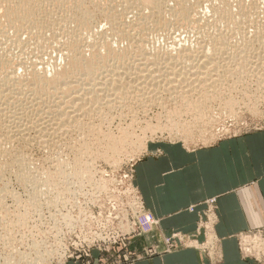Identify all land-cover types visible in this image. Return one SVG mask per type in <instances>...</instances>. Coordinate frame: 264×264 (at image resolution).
Returning <instances> with one entry per match:
<instances>
[{
	"label": "rangeland",
	"instance_id": "1",
	"mask_svg": "<svg viewBox=\"0 0 264 264\" xmlns=\"http://www.w3.org/2000/svg\"><path fill=\"white\" fill-rule=\"evenodd\" d=\"M177 1L179 2V0H176L175 2L174 0H170L169 1L171 3L170 6L172 5L176 6L178 4ZM229 1L228 3L230 5L232 4L231 8L233 10H236L235 12H237L240 9V6L247 7L248 5V7L250 6L253 7L255 3L257 8L256 10H254V12L256 11L255 12L256 14L253 11L251 12L252 15H254V17L251 15V19L252 18L254 19L247 21L248 23L238 21L239 24H237L235 27L231 26L232 29H230V32L232 31L231 33L232 35H230L229 34L230 32L228 33L227 30L228 28H231V27H229L228 24L226 23L227 25L224 28L223 25L225 23L223 22L222 23L223 25L221 24L222 19H217V17L214 15V11H211L210 0H191V1L189 0L188 1L189 4H191V6L193 5L192 11L195 9L194 12L196 15L205 17V18L203 17L204 18L203 20L206 21V23L203 21L205 25L202 28H200L199 31L197 30L198 27L195 28L193 26H192L193 29L189 27L190 29L186 28L187 30L185 28H182L184 29L182 30L180 29L181 27L177 29L178 27L175 26L176 27L175 28L174 26H172L174 28L170 27V29H172L171 31L169 29L167 31L168 33L164 32L166 34L161 33L162 35L161 34L157 35L156 36L157 38L155 37L156 40L153 39L151 42L147 44L148 45L147 49L148 48L150 49V50L148 49L149 50L148 53L151 52L150 54H155V52L161 51L160 53L157 52V54L159 55L161 54L162 56H165L167 55L165 53V50H167L168 54L170 52L171 54H176L177 52L182 51L183 47L189 48L191 45L192 47L189 50H192L194 48L197 51L200 46L199 50L202 53L204 52V50H206L207 46L209 47L208 48L209 51L211 50V48L213 49V47H215L214 42L213 44L212 42L209 44V41L200 42L199 38L203 36L199 32H202L204 36L210 35V34H211L210 36H213L215 33L222 32L218 30H222L224 28L223 32L225 33L227 31V33L225 34L227 36L228 35L232 36L233 38H235L239 32L242 33V30L244 31V28L246 29L245 31L246 33L244 32L243 35L245 34L247 36H250L252 34L250 37L255 36V34L257 35L259 33L261 34L264 33V9H263L264 0H229ZM87 7L92 9L91 5H87ZM146 9L147 8H145L144 11L149 10V9L147 10ZM168 11L169 10L165 11L167 17L171 15L170 11L169 12ZM95 13L96 14H95L94 20H97V21L95 22L94 20H92V23L93 24L97 23L98 25L100 24L99 29L100 30L103 29L101 31H110V29H108L109 24L107 23V21L105 22V18L100 13H97V12ZM168 13H170V15H168ZM132 14L133 15L130 14V16L128 17L129 19L128 21L134 18V13ZM77 24L78 23L75 21L70 22V24L68 23L67 28L72 29V30L74 28L76 29ZM238 25L240 26V29L237 28ZM101 26L103 27L100 28ZM220 27L222 29H220ZM235 30L236 32L237 30L238 31L240 30L237 34H234L236 36L233 35V32H235ZM258 30L259 31L262 30V31L258 32ZM12 32L10 31V34ZM207 32L208 33L212 32L213 35L212 33L208 34ZM240 33L238 34L240 42L239 40L238 42L235 41L236 47L234 46V43H233L234 41H232L233 38L231 37L229 38L233 44L230 41L228 42L229 43L228 46L229 48H232L234 46L233 51L236 49H240L243 46V41L242 39H240V35L242 34ZM24 35H25L24 38L26 41H28L27 39H29L27 46H25L24 44H21L22 47L24 46L25 48L21 47V49H19V46L21 45L19 44L16 45L17 42L14 40L13 33H12V36H10V40L8 39L7 41L6 39L7 42L5 40L0 39V42L2 41V44L0 45H2V47L8 46L10 50L13 49V51H11V53L13 54L12 56L13 57L17 56L16 57L17 59L15 58L14 59L17 61L21 60L23 63L26 62L25 65L27 66L29 65L27 64V61L30 62L29 60L32 59L31 56L34 57L36 51H33L35 50L33 49L35 47V45L33 47V43H34L33 40L29 38V35L27 33ZM198 35L200 36L198 37ZM4 41L6 43V46H4L5 45ZM24 41L23 43L26 42ZM178 43L179 44L181 43L182 45L181 44L179 45ZM124 44L125 43H123L122 45V43H120L121 46H124ZM199 44H201L204 47H202ZM208 44L213 47H210ZM239 45H241V47ZM171 47L173 48L172 50L170 49ZM175 47L177 48V50L180 48L179 51L175 50L176 49ZM194 49L192 50L194 55H197V56L202 55L199 51H197V54H196L195 53L196 51ZM19 51L20 53H18ZM174 51H177V52L175 53ZM49 53H50L49 55L47 53L46 55L43 54V57L45 60L43 61L45 63L44 67L50 71L55 68L54 66L55 61L57 63L59 61L62 63L64 62V60L61 59V57H59L60 54L57 51L53 52V50L51 49L49 50ZM162 53H164L165 55H163ZM196 58H197V61H201V62L203 61L202 57H201L202 59L200 57H196ZM144 59H143L144 60L143 62H149L147 61L149 59H146V58ZM140 60L134 59V62L140 63L142 62ZM179 62L180 64L181 63L183 64L181 60ZM22 70L23 68L20 70V72H22ZM250 75L251 74H248V75L245 74L243 76L242 74V77H240L242 80L241 81L242 83L238 82L239 84H241L240 86L237 85L235 82H231L232 84L234 83L233 86L232 85L228 87L226 86L224 87L225 89L222 88V90H220L219 92L220 94L215 93L214 88H211V87L204 88L203 91L205 93L212 92L213 90V92L210 93V95L213 96L215 93L217 95H214V97L215 96L217 97L213 99L214 97L211 96L212 101H209V102H212V103L208 102L207 103L208 105L206 107L204 106L205 109L207 108L206 109L207 111L203 109V112H201L203 113L201 114V117L203 115L204 116L200 119V121H199L200 117L198 118V116H200V114L198 115L197 113L198 111H195V113H197L195 114L193 112L195 109L194 108H193L194 110L191 109L192 106H190L189 108L191 111L189 110V113H188L189 115H187L186 114L187 109H184V107L180 105L182 103L178 102L179 101L177 100L178 91L181 90L182 87L178 88L179 89L178 91H174L173 89L170 91L169 90L170 88H169L168 93L166 90L167 88H164L162 91L163 92L165 91L166 94L165 92L164 93L162 92L164 95L160 93L158 96L159 98H156L157 96L155 97L153 96L152 99L154 98V101L152 104H151L152 99L151 100L148 99L149 101L145 99L148 104L147 103L146 104L144 103V104L146 106L149 105L147 106V109L144 104L142 105V103H140L142 106L136 103V106L140 105L139 108L134 105H131L134 107L127 106L125 107V109L119 106L117 108L114 107V109L112 108V112L110 113L111 117L109 116V120L107 119L108 121L106 120L103 122V120L101 119L102 117L100 118V116H97L99 118L92 119L91 120L92 125L96 127L97 126L99 127V125H101L102 127L101 132L103 131V133H100L101 135L95 132L91 134L89 133L90 134L89 135V134L83 133L82 129H80L81 131L79 129L75 131L73 130L69 131L70 129H68V132H67V129H66L67 124H66V127H62L64 129L62 132L63 133L65 132V133L64 134L60 133L61 134L59 136L60 138L59 137L53 138V136H51L52 137L51 139V137L45 136L43 137V139H45L43 140L44 143L39 142L40 146H38L39 145L38 141H40V139H35V138H32L34 140H32L30 143H24V141L16 139V141H18V142L15 141L16 147H15V144L14 146H11L10 143L9 144L4 143L3 146L1 145L0 146L1 148H5L8 145L12 149L11 151V149L7 146L12 153L11 156L21 154V151H22V154L24 152V158L26 159V162L28 161L31 162L30 163L31 166L29 165L30 169L23 168L24 170L22 169L19 171L18 169L20 168L17 169L16 167H12L11 165H8V164L6 165L3 164V166L1 165L2 169H0V171L2 173L4 172L5 176L3 175L4 178L2 177V179H0L1 180L0 181V197L2 198L4 197L5 199L3 198L0 204V218L2 219V220L0 219V223H1L0 225V228H1L0 229V264H126V263L135 261L138 257H141L143 255L145 256L150 255V252H152L153 250V247H152L153 245H148V244H151L149 243L150 237L152 236V234H155L156 229L160 227V222L157 219V217L147 208V206L145 205L144 199L139 189L137 188V185L135 183L136 163L145 155L152 154L153 152L160 154L164 150H166L168 147H170L171 145L174 146V144H176L178 147L184 146L188 148H194L197 146H209V145H213L217 143V141L224 139V138L236 136L239 134H247L250 132L264 131V90H263L264 87H260L261 89H259L258 86L254 84L256 82L257 75H254V76L251 75V78L254 77L253 79L250 78ZM201 76H198L197 78ZM191 77H194V76H191ZM232 88L233 90L237 89L236 92L235 90L233 91ZM175 90H177V88ZM182 90H186V87L183 88ZM221 92H223V94ZM227 92L230 94L233 93V96H230V94H226ZM169 93L172 94L171 95L172 97L170 96ZM229 96L235 98V100L232 101V103L228 101L230 99ZM171 98H174L173 101L175 103L171 100ZM156 99H159V100H156ZM160 99L162 102L160 101ZM167 99H169V101H167ZM156 101H157V104H156ZM236 101L238 102L236 103ZM159 102L161 103L159 104ZM229 103L231 104V108H230ZM233 103L235 104L232 107ZM116 104L117 103L115 102V105ZM226 105H228L229 107ZM105 106H102L103 110L102 109L101 110L108 112L109 109L107 106L106 107ZM224 106L227 107V110ZM101 110L99 112L100 114L102 112ZM133 110H135L136 112L135 111L133 112ZM178 110L180 111V113L185 112L183 116L181 114L182 117L179 115L180 113ZM129 111H132V112H129ZM169 111H171L172 113L171 112L169 113ZM190 112H192L191 113L192 115L190 114ZM173 113L178 114L177 116L175 115L176 119L174 118L176 122H174V120L172 119L169 120L170 119L169 115L171 114L174 116ZM195 115L196 116L198 115V116L195 117ZM179 117L181 120L178 119ZM171 122L172 124H170ZM175 123H177V125ZM191 123H193L194 125L192 126ZM174 124L176 126H174ZM181 124H183L182 125L183 128ZM185 124H186V127H185ZM121 127L122 129H125L127 127L130 133L132 132L133 134L135 133V137H133V139L131 140L132 143L129 142V144L124 148V150L120 151L121 153L118 152L119 154L118 153L116 154L115 152L113 153L112 151H109V153L111 152L109 154L108 152L105 151L107 150L106 149L107 144H105L106 141L105 139L104 140L102 139L105 138V135L108 134V132L110 134L114 132L113 135L114 134L120 135L122 132L120 131L122 130L120 129ZM48 138L49 140H47ZM134 139L136 140V142ZM46 140L49 141L50 143L49 142L45 143ZM86 142H88L87 144L91 146L92 149L91 148L90 149L92 150V152L91 151L87 152L86 146L84 147ZM41 144H44V146ZM53 145L55 146V148ZM81 148L83 150H81ZM103 151L106 152L105 153L106 155H110V156L105 157ZM16 152L17 154H15ZM78 156H83V158H88V160L89 158H91L90 161L92 162L93 166L90 169L86 170V169L78 168V171H83L85 173H87L86 171H89L88 177L79 176L76 178L73 176V173H71L73 171L72 162L74 158ZM8 162L10 163V161ZM61 165L62 167H64L63 168L64 171L66 170L67 172L66 171L65 172L69 174L70 176L66 174L65 177L66 176L67 177L61 178L62 180L58 179L57 184L56 182L54 184L47 183L46 181L48 179L47 177L54 176L55 173L58 172L60 168H62V167L59 168V166ZM11 167H12V170H11ZM22 173L23 175L29 176V178L32 177L31 179L35 181V183L31 180L30 182L27 181L28 183L27 184L25 180L19 179L17 177V174H22ZM43 174L46 176L48 174V176L47 177L45 176L42 181L40 180L39 182H36L37 181L36 178L42 179V178H39L38 176H43ZM2 181L4 182L2 183ZM5 183L6 184L9 183L8 185L10 186L8 187L7 185V187L9 188L11 193L14 192L15 199H14L13 193L12 194L9 193L6 195L4 193V190L3 191L1 190V188L3 189V186L6 187ZM58 190L60 192H58ZM10 194H11V197H10ZM37 195H38L37 200L33 201V199H36ZM16 196L19 197V199H16ZM38 199H40V201ZM192 206L194 209H191ZM192 206H189L188 209L192 211L196 210L197 207L194 205ZM20 211H21V214H20ZM26 212L27 213L29 212L27 216L28 219L26 218L25 220L26 224L24 223L25 221H23L24 219L21 222H19L17 219L18 214L22 215L23 213H25L26 215L27 214ZM146 213H152L154 216L153 217L154 222H152V220L150 219L151 226L145 224L144 217L141 215V214H146ZM3 219H5L6 222ZM11 220L13 222H11ZM10 223L13 224L12 227ZM215 223H216V205H214L213 208H211V212H210L209 205L206 203V208L202 211V214L200 216V220L198 223V227L195 233H184L181 231H177V232H173L169 236L167 234H162L161 236L160 234L159 237L162 239V243L164 242V244L166 245V249L174 250L176 248L187 246V248H194L196 250H200L201 252L206 253L208 257L211 258V260H217L220 255V252H219L220 244H219V238L217 237L215 233ZM149 227L153 229L152 230L151 228L148 229ZM242 232L236 235L239 250L241 252V256L244 259L253 261V264H264V245H262V242L258 240L253 241L254 243L256 242V245H259L256 247L252 241L247 240V238H245V235L243 234L239 235ZM5 235L7 237H5ZM167 239L169 240L172 239V241L168 243ZM143 245L147 246V248H144L141 251V247ZM33 247L35 248L33 249ZM40 247L43 249H41ZM155 247L156 249H158V246H155ZM245 250L246 251L249 250L250 254L248 253L246 254ZM23 252H24V255H23ZM11 253L12 254L14 253L13 254L14 258L12 259H11V255H12ZM9 258L11 259V262L7 263ZM36 259L38 261H35Z\"/></svg>",
	"mask_w": 264,
	"mask_h": 264
},
{
	"label": "bare ground",
	"instance_id": "2",
	"mask_svg": "<svg viewBox=\"0 0 264 264\" xmlns=\"http://www.w3.org/2000/svg\"><path fill=\"white\" fill-rule=\"evenodd\" d=\"M169 1L170 0H0V39L5 41L7 39L8 41V39L10 40V36H12L13 33L14 40L17 42L16 45L24 44L25 46H27L29 39H27L28 38L27 36L26 39L28 41H26L24 38L25 36L24 34L27 33L29 35V38L34 42L33 47L34 45L35 47L33 49L35 50L33 51H36L35 55L33 54L34 57L31 56L32 59H30L31 57L29 58L30 62L27 61V64L29 65L26 66L25 61H24L25 63H23L21 60L19 61L15 60L17 59L16 58L17 56L16 57L12 56L13 54L11 53V51H13V49L10 50V48L6 46L5 41H4L5 45L4 44L3 45L6 47H2V45H0V131H1L0 146L1 145L3 146L4 143L5 144L10 143L11 146H14V144L18 142L16 141V139L22 140L24 141V143H30L32 140H34L32 138H35V139H40L38 143L39 142L44 143L43 140L45 139H43V137L45 136L46 137L53 136V138L55 137L58 138L61 135L60 133H63L62 131L64 129L62 127H66V124H67L66 127L67 132L68 129H70L69 131L82 129V132L86 134L89 133L91 134L93 132L97 134L103 133V131L101 132L102 129L101 125H99V127L92 125V121H91L92 119L99 118L97 116H100V118L102 117L101 119L103 120V122L106 121L107 119L109 120V116L110 113L112 112V108L114 109V107L117 108L120 106L121 108L125 109V107L127 106L128 107L131 105L136 106V103L138 104L142 103V105L144 103L146 104L147 103L146 100L148 99L151 100L153 96L154 97L157 96L156 98H159L158 97L159 94L160 93L163 94L165 92L162 91L164 88H167L166 90L168 93L169 90L171 91L173 89L174 91H178L179 90L178 88L182 87L181 90L178 91V95L176 94L177 92L175 93L178 96V99L177 98L176 99L179 100L178 102L182 103L180 105H182L184 109H187L186 111L187 115H189L188 113L190 110L189 108L190 106H192L191 109L193 108L195 109V110L193 109L194 111L192 110L194 113L195 111H198L197 113L198 115L200 114V116L198 115L197 116L198 118L200 117L199 118L200 121V119L204 116L203 115L201 117V114H203L201 112H203V109H205V107L208 105L207 103L209 101H212L211 100L212 95H210V93H212L213 90L212 92L205 93L203 91L204 88H208V87L214 88L215 89L214 92L220 94L219 92L220 90H222V88L231 85L233 86L234 83L232 84L231 82H235L237 85L240 86L241 84H239L238 82L242 81L240 78L242 77V74L243 76L245 74L246 75L251 74L253 76L257 75V79L254 84H256L259 89H261L260 87H264V33L262 34L259 33L257 35L255 34V36L250 37L252 34L250 36H247L245 34L243 35V33L246 31L245 28L244 31L242 30V33L239 32L240 30L239 31L237 30V32L235 30V32H233V35L237 34L238 32L242 34L240 35V39H242L243 41V46L241 47L242 44L239 45L241 48L236 49L234 51L233 48L234 46L236 47L235 41L238 42L239 40V36H238L239 33L237 34L238 37L234 35L236 36L235 37L236 40L232 36L229 35L227 36L225 34L227 33V31L228 33L230 32V29H232L231 26L235 27L237 24H239L238 21L248 23L247 21L254 19V18L251 19V15H252L251 12L252 11L254 12V10H256L257 8L255 3L253 7L252 6L248 7V5L247 7L240 6V9L237 12H235L236 10H233L231 8L232 4L231 5L229 4L230 3L229 0H228L229 3L227 0H219V1L215 0L216 2L210 0L211 11H214V15L217 17V19H222V21L221 20L220 21L221 24L223 22L225 23L224 25L222 24L224 28L227 24L229 27H231L228 28V30L225 33L223 32L224 29L223 26H222L223 29L220 27V29L222 30H218L222 32H218V31H217L218 33L214 32L215 33L214 35L212 32H210L212 33L213 36H210L211 34L208 32L207 33L210 35H205V36L202 34V32H199L203 36L199 38L200 42L209 41V44L211 42L213 44L214 42L215 47L210 46L208 44L210 47H213V49L211 48L212 51L210 50L211 52L208 49L209 47L206 45L207 46V47L205 46L206 50H204V52L202 53L199 50L200 49L199 46V49L197 51H199L202 55L200 56L194 55L192 51L194 48L192 50H189L192 47L191 45L189 48L183 47L182 51H179L180 48L177 50L176 48L177 46H176L175 50L179 51V52L174 51L175 53L177 52L176 54H171V52L168 54L167 50H165V53L167 55L162 53L165 56H162L161 54L160 55L157 54L158 51L155 52V54H150L151 52L148 53L150 49L149 48H148L149 50L147 49L148 46L147 44L151 42L153 39H155L157 35H160L161 33L166 34L164 32H167L170 29V27L176 26L178 27L177 29H179L180 27H181L180 29L182 28L190 29L189 27H191V29H193L192 28L193 26L195 28L198 27L199 29L197 28V30L199 31L200 28H202L205 25L204 22L206 23V21L203 20L205 18L204 16L196 15L194 12L195 9L192 11L193 5L191 6V4H189L188 2L189 0H179V2L177 1L178 4L176 3L177 4L176 6L172 5L173 7L170 6L171 3ZM175 1L176 0H174V2ZM87 5H91L92 9L87 7ZM145 8L149 10L144 11ZM167 10L170 11L171 15L170 13H168V15H170L172 18L170 16L167 17L165 12ZM95 12L100 13L105 18V22L107 21V23L109 24L108 29H110V31H101L103 29L101 30L99 29L100 24L98 25L97 23L96 24L92 23V20H94L95 18V14H96ZM132 13H134V18L128 21L129 20L128 17L130 16V14L133 15ZM252 16L254 17V15ZM73 21L78 23L77 28L76 29L74 28L73 30L68 29L67 28L68 23L70 24V22ZM94 21L96 22L97 20ZM102 27L103 26H101L100 28ZM237 28L240 29V26L238 25ZM171 30L172 29H170V31ZM10 31L13 32L10 34ZM260 31L258 30V32ZM231 33L232 31L229 34L232 35ZM199 36L200 35H198V37ZM230 37L234 39V40L232 39V41H234L233 42L234 46L232 48H229L228 46L229 45L228 42L231 41L229 39ZM23 38L26 42L23 40ZM23 41L25 43H23ZM120 43H122V45L123 43L125 44L124 46H121ZM0 44H2V41L0 42ZM21 47L22 45L19 46V49H21ZM51 49L53 50V52L57 51L60 54L59 57H61V59H63L64 62L61 63L59 61L60 63L59 62L57 63L54 60L55 68L49 71L47 70V68L44 67L45 60L43 54L46 55L47 53L49 55L50 54L49 50ZM170 49L172 50L173 48L171 47ZM197 51L195 52L196 54ZM18 53H20V51ZM196 57H200V58L202 57L203 59L202 58L201 59L203 61L202 62L197 61ZM142 58L149 59L147 60L149 62H143L145 59L143 60ZM168 58L171 60H169ZM134 59H139V60L141 59L140 61L142 62L136 63L134 62ZM180 60L183 62V64L181 63L182 66L179 62ZM22 68L23 70L22 72H20ZM198 76L201 77L197 78ZM185 87L186 90H182ZM176 88L177 90H175ZM215 93L214 95H217ZM221 93L223 94V92ZM169 94L171 96L173 92L172 94L171 93ZM226 94H230V93L227 92ZM231 94L230 96H233V93ZM214 95L212 97H214ZM216 97L217 96H215L213 99H215ZM173 99L174 98H171L172 101ZM234 100L235 98L230 97L228 101L232 103V101ZM151 101L150 102L152 104L154 98ZM167 101H169V99H167ZM115 102L117 103L116 105ZM161 102H159V104ZM237 102L238 101H236V103ZM230 103L229 105L231 108ZM234 104L235 103H233L232 107L234 106ZM105 105L109 109L108 112L102 111L103 110L102 106ZM140 105H137L136 107L139 108ZM225 108L227 110V107ZM100 110L102 111L101 114L99 113ZM134 111L135 110H133V112ZM170 112L171 111H169V113ZM177 113H173L174 116L171 114L170 116L168 114L170 119L168 117L167 118L169 120L172 119L174 120V122H176L175 115L177 116L180 113V111L178 114ZM184 113H180L179 115L181 116L182 114L183 116ZM191 113L192 112H190V114ZM197 116L195 115V117ZM178 119H180V117ZM172 122L170 124H172ZM175 124L177 125V123ZM175 124L174 126H176ZM182 125L183 124H181V126ZM191 125L193 126L194 124L191 123ZM50 128L53 131H51ZM120 129H122V127ZM120 131H122L120 135H115V134L113 135L114 132L112 134L108 132V134L105 135V138L102 137L103 138L102 140L105 139L106 141L105 144H107L106 146L107 150H105L106 152L109 153V151H112L113 153L115 152L117 154L121 150H124V148L129 144V142L132 143L131 140L133 139V137H135V133L134 134L133 132L130 133L127 127ZM47 140H49V138ZM47 140L45 141V143L49 142ZM40 143L38 146H40ZM87 143L88 142H86L85 145L84 144L82 145H84V147L86 146L87 152L88 151L92 152L91 146H89ZM41 145L44 146V144ZM7 146L6 147L4 146L5 148L0 147V169H2L1 165L3 166V164L11 165L12 167H16L17 169L20 168L18 169L19 171L22 170L23 168H29L31 166L30 165L31 162L28 161L29 164L28 162H26V159L24 158V152L22 154V151L20 150L21 154H17L16 152L15 154L17 155L11 156L12 149L8 146L11 149L10 151V149ZM81 150L83 149L81 148ZM106 152H104L105 157L110 156V155H106L105 154ZM90 160L91 158H89L88 160V158H83V156L75 157L72 162L73 171L71 173H73V176L76 178L79 176L88 177L89 171H86L87 173H85L83 171H78V168L86 169V170L90 169L93 166ZM8 161H10V163ZM60 167H62V165L59 166V168ZM63 168L64 167L60 168L59 171L56 172L55 175L51 177L48 176V174H47L48 177L44 175L46 173H44L43 176H38L39 178L42 179H38L35 177L37 180L36 182H39L40 180L42 181L43 178L46 176L48 178L46 180L47 183L54 184L56 182L57 184L58 179L67 177V176L65 177L67 171L65 170L66 171L65 172ZM4 174H5L4 172L2 173L0 171V179H2V177L4 178L5 176ZM17 177L19 179L25 180L26 183L27 181L30 182L32 180L31 176H30L31 178H29V176L23 175V173L17 174ZM3 182L4 181H2V183ZM33 182L35 183V181ZM8 184L5 183L6 187L3 186V189L1 188L2 191L4 190V193L6 195L11 193L8 188L10 185ZM58 192L60 191L58 190ZM12 193L14 196L15 195L14 192ZM3 198L0 197V204ZM37 198L38 195L36 199H33V201L37 200ZM16 199H19V197L16 196ZM38 200L40 201V199ZM28 213L26 215L25 213H23L22 215L18 214V216L16 215L18 221L21 222L23 219H24L23 221H25L28 216ZM151 220L152 222H154L153 218H151ZM11 222L13 221L11 220ZM24 223L26 224V221ZM12 225L13 224H11V227ZM5 237L7 236L5 235ZM34 248L35 247H33V249ZM13 254L11 255V259L14 258ZM11 259L9 258L7 263L11 262ZM35 261L38 260L36 259Z\"/></svg>",
	"mask_w": 264,
	"mask_h": 264
},
{
	"label": "crops",
	"instance_id": "3",
	"mask_svg": "<svg viewBox=\"0 0 264 264\" xmlns=\"http://www.w3.org/2000/svg\"><path fill=\"white\" fill-rule=\"evenodd\" d=\"M135 178L160 227L150 237V255L126 264H253L241 256L236 235L249 228L264 232V131L224 138L209 146L171 145L160 154L142 157L136 163ZM212 197L217 199L218 259L187 246L166 249L160 234L195 233L206 200ZM192 205L196 210L188 209Z\"/></svg>",
	"mask_w": 264,
	"mask_h": 264
},
{
	"label": "built area",
	"instance_id": "4",
	"mask_svg": "<svg viewBox=\"0 0 264 264\" xmlns=\"http://www.w3.org/2000/svg\"><path fill=\"white\" fill-rule=\"evenodd\" d=\"M216 202H217V199L216 197H212V198H208L206 200V203L209 205V209H210V212H211V208H213L214 205H216ZM191 209H194L193 206L191 207ZM143 217H144V222L146 225H149L151 226V222L149 221V219L153 218V214L152 213H146V214H141ZM148 217H147V216ZM151 217V218H150ZM203 223V221H202ZM151 227H149L148 229H150ZM153 228H151L152 230ZM245 235V238H247V240H250V241H255V240H258V241H261L262 242V245H264V232L263 230H255V229H249V230H246V231H243L241 234L239 235ZM168 243H170L172 241V239H167ZM241 243V242H240ZM254 243V242H253ZM255 246H259V245H256V242L254 243ZM246 251V250H245ZM246 254H250L249 253V250H247L245 252Z\"/></svg>",
	"mask_w": 264,
	"mask_h": 264
}]
</instances>
